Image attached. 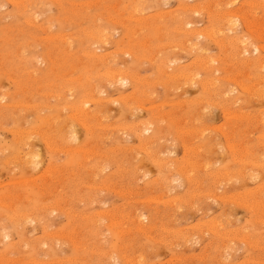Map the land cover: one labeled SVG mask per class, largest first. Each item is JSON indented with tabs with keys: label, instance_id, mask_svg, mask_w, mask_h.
I'll list each match as a JSON object with an SVG mask.
<instances>
[{
	"label": "rangeland",
	"instance_id": "obj_1",
	"mask_svg": "<svg viewBox=\"0 0 264 264\" xmlns=\"http://www.w3.org/2000/svg\"><path fill=\"white\" fill-rule=\"evenodd\" d=\"M263 80L264 0H0V264H264Z\"/></svg>",
	"mask_w": 264,
	"mask_h": 264
},
{
	"label": "bare ground",
	"instance_id": "obj_2",
	"mask_svg": "<svg viewBox=\"0 0 264 264\" xmlns=\"http://www.w3.org/2000/svg\"><path fill=\"white\" fill-rule=\"evenodd\" d=\"M134 1H135V0H134ZM8 2H9V1H8ZM11 2H12V1H11ZM13 2H14V1H13ZM126 6H127V5H126ZM185 9H187V8H185ZM189 9H190V6H189ZM189 9L186 10V11H185L184 9H183V10H184L185 12H187V11H190ZM193 11H194V12H197V11H195V10H193ZM199 11H200V10H199ZM234 14H235V13H234ZM234 14H233V15H234ZM175 16H176V15H175ZM220 16H221V15H220ZM226 17H227V16H225V14L223 15V18H222V16H221V18L223 19V21H224V19H226ZM230 17L232 18L231 21H233V18H234L235 16H232V15L230 14V16H229L228 18H230ZM219 18H220V17H219ZM209 19H210V17H209ZM222 19H221V20H222ZM158 20H159V19H158ZM227 21H228V20H227ZM231 21H230V22H231ZM236 21H237V20H236ZM236 21H235V22H236ZM225 22H226V21H225ZM28 23H29V22H28ZM28 23H27V24H28ZM185 23H186V22H185ZM231 23L234 24L233 22H231ZM31 24H32V23H31ZM31 24H30V25H31ZM224 24H225V23H224ZM224 24H223V26H224ZM188 25H189V24H187V26H188ZM229 25H230V24H229ZM225 26H226V25H225ZM230 26H231V25H230ZM230 26H229V27H230ZM234 26H235V25H234ZM159 29H160V28H159ZM229 29H230V28H229ZM231 29L233 30V27H231ZM230 31H231V30H230ZM230 31H229V32H230ZM104 32H105V31H104ZM198 32H199V31H198ZM210 32H211V31H210ZM220 32H221V30L219 31V33H220ZM206 33H207V32H206ZM204 34H205V33H204ZM187 35H188V34H187ZM197 35H199V34H197ZM86 36H87V35H86ZM102 36H103V35H102ZM107 36H108V35H107ZM192 36H193V35H192ZM195 36H196V35H195ZM89 37H90V36H89ZM100 37H101V36H100ZM207 37H209V36H207ZM210 37H211V36H210ZM105 38H106V37H105ZM93 39H94V38H92V40H93ZM96 39H97V38H96ZM232 39H233V38H232ZM64 40L66 41V39H64ZM97 40L99 41V39H97ZM101 40H102V39H101ZM101 40H100V41H101ZM190 40H191V38H190ZM190 40H189V41H190ZM102 41H103V40H102ZM104 41H105V40H104ZM193 41H194V40H193ZM196 42H197V41H196ZM234 42H235V41H234ZM234 42H233V43H234ZM193 43H194V42H193ZM237 43H238V42H237ZM195 44H196V43H195ZM239 44H240V43H239ZM245 44H246V43H245ZM144 45H145V44H144ZM228 45H229V44H228ZM234 45H235V44H234ZM236 45H237V44H236ZM242 45H243V44H242ZM237 46H238V45H237ZM84 47H85V46H84ZM245 47H246V45L244 46V48H245ZM254 47H255V46H254ZM193 48H194V46H193ZM230 48H231V47H230ZM237 48H238V47H237ZM249 49H250V48H249ZM253 49H255L256 53H261V52H262V48L255 47V48H253ZM67 50H68V49H67ZM83 50H84V48H83ZM83 50H82V51H83ZM193 50H195V49H193ZM233 50H234V49H233ZM244 50H245V49H244ZM244 50H243V51H244ZM246 50H247V49H246ZM95 51H96V50H95ZM190 51H191V50H190ZM249 51H250V50H249ZM255 51H254V52H255ZM64 52H65V54H66V51H65V50L63 51V53H64ZM88 52H89V50H88ZM126 52H127V51H126ZM240 52H241V51H240ZM245 52H246V51H245ZM251 52H252V51H251ZM254 52H253V53H254ZM90 53H91V52H90ZM92 54H93V53H92ZM94 54H96V53H94ZM245 54H246V53H245ZM98 55H99V54H98ZM98 55H97V56H98ZM240 55H242V54H240ZM86 56H87V55H86ZM89 56H90V55H89ZM93 56H94V55H93ZM93 56H92V58H93ZM97 56H95V57H96V60H97V61H100V60H99V57H98V59H97ZM101 56H103V54H102ZM87 57H88V56H87ZM103 57H104V56H103ZM248 57H249V56H248ZM90 58H91V57H90ZM101 58H102V57H101ZM101 58H100V59H101ZM88 59H89V57H88ZM210 59H211V58H210ZM35 60H36V58H35ZM96 60H94V62H95ZM101 60H102V59H101ZM106 60H107V59H106ZM102 61H103V60H102ZM92 62H93V61H92ZM103 62H105V61H103ZM167 62H168V61H167ZM211 62H212V61H211ZM97 63H98V62H97ZM99 63H100V62H99ZM163 63L166 64V62H164V61H163ZM212 63H213V62H212ZM102 64H103V63H102ZM171 64H172V63H171ZM249 64H250V63H249ZM261 65H262V64H261ZM207 66L209 67V65H207ZM211 66H212V65H211ZM104 67H105V66H104ZM107 67H108V66H107ZM261 67H262V66H261ZM109 68H110V67H109ZM200 68H201V66H200ZM202 68L205 69V67H202ZM204 69H203V70H204ZM73 71H74V70H73ZM206 71L210 72V70H206ZM217 72H218V71H217ZM105 73H106V72H105ZM178 73H179V71H178ZM182 73H183V72H182ZM211 73H212V72H211ZM107 74H108V73H107ZM111 74H112V73H111ZM102 75H103V74H102ZM108 75L111 76L110 74H108ZM121 75H122V72H121ZM124 75H125V74H124ZM179 75H180V74H179ZM188 75H189V74H188ZM194 75H195V74H194ZM196 75L199 76V74H196ZM196 75H195V76H196ZM115 76H116V75H112V76H111L112 79H110V77H107V79L109 78V82H110L111 80H114ZM105 77H106V76H105ZM118 77H119V76H118ZM125 77H126V75H125ZM171 77H172V76H171ZM176 77H177V76H176ZM192 77H193V76H192ZM196 77H197V76H196ZM119 78H120V77H119ZM119 78H118V80H119ZM180 78H181V77H180ZM184 78H185V77H184ZM105 79H106V78H105ZM131 79H132V78H131ZM188 79H189V78H188ZM186 80H187V79H186ZM199 81H200V80H199ZM201 81H202V80H201ZM263 81H264V80H263ZM111 82L113 83V81H111ZM116 82H118V81H114L115 84H117ZM120 82H121V81H120ZM124 82H125V81H124ZM216 82H217V81H216ZM106 83H107V82H106ZM118 83H119V82H118ZM201 83H202V82H201ZM86 84H87V83H86ZM119 84H124V83H119ZM210 85H213V83H210V84H208V85H207L206 83H203V84H202V86H203L202 88H203V89H206V88L208 89V88L210 87ZM120 86H121V85H120ZM180 86H181V85H180ZM79 88H80V87H79ZM85 88H86V87H85ZM90 88H91V87H90ZM92 88H93V87H92ZM87 89H88V88H87ZM71 90H72V89H71ZM68 91H69V90H68ZM72 91H73V90H72ZM225 91H226V90H225ZM245 91H246V90H245ZM233 92H234V91H233ZM70 93H71V92H70ZM70 93H69V94H70ZM89 93H90V90H89ZM91 93H93V92H91ZM133 93H134V92H133ZM262 93L264 94V89L262 90ZM95 94H96V93H94V95H95ZM226 94H227V93H226ZM226 94H225V95H226ZM263 94H261V95H263ZM83 95H85V91H84V94H83ZM83 95H82V96H83ZM87 95L89 96V94H87ZM87 95H86V96H87ZM94 95H93V96H94ZM259 95H260V94H259ZM88 96H87V97H88ZM90 96H92V95H90ZM90 96H89V97H90ZM93 96H92V97H93ZM97 96H98V95H97ZM215 96H216V95H215ZM256 96H257V95H256ZM83 97H84V96H83ZM83 97H82V98H83ZM87 97H86V98H87ZM89 97H88V98H89ZM98 97H99V96H98ZM98 97H97V99L100 98V97H99V98H98ZM101 97H103V96H101ZM124 97H125V96H124ZM90 98H91V97H90ZM90 98H89V99H90ZM95 98H96V96H95ZM95 98L93 97V98H91V99H95ZM67 99H68V98H67ZM83 99H85V98H83ZM77 100H78V99H77ZM77 100H76V102H77ZM80 100H81V99H80ZM80 100H78V101H80ZM95 100H96V99H95ZM88 101H91V100H87V101L85 100V102H86L85 104H86V105H87ZM103 101H104V100H103ZM105 101H106V100H105ZM108 101H109V100H108ZM108 101H107V102H108ZM125 101H127V100L125 99ZM81 102H82V100H81L79 103H81ZM92 102H94V101L92 100L90 103H92ZM96 102H98V103L100 104V103L102 102V98H101V102H100L99 100H98V101L96 100L94 103L96 104ZM98 103H97V104H98ZM103 103H104V102H103ZM126 103H127V102H126ZM126 103H125V104H126ZM72 104H74V103H72ZM122 104H123V103H122ZM76 105H78V104H76ZM86 105H85V106H86ZM100 105H101V104H100ZM123 105H124V104H123ZM232 105H233V104H232ZM4 106H5V105H4ZM6 106H7V105H6ZM80 106H81V105H80ZM75 107L78 108V106H75ZM75 107H74V108H75ZM125 107H128V103H127V106H125ZM161 107H162V106H161ZM57 108H58V107H57ZM70 108H71V106H70ZM77 108H76V111L78 110ZM84 108H86V107H84ZM128 108H129V107H128ZM87 109H88V108H87ZM79 110H80V109H79ZM129 110H130V108L128 109V111H129ZM210 110H211V109H210ZM71 111H72V110H71ZM81 111H83V110L81 109ZM74 112H75V111H74ZM78 113H79V112H78ZM80 114H83V113H80ZM85 114H86V112H85ZM204 115H205V114H204ZM81 116H83V115H81ZM69 117H70V116H69ZM84 117H85V116H84ZM70 118H71V117H70ZM133 118H134V117H132V119H133ZM56 119H57V118H56ZM72 119H73V118H72ZM52 122H53V121H52ZM148 125H149V124H148ZM149 126H150V125H149ZM83 128H84V127H83ZM73 129H74V128H73ZM218 129H219V128H218ZM70 130H71V128H70ZM74 130H75V129H74ZM148 131H149V130H148ZM34 132H35V131H34ZM182 132H183V131H182ZM64 134H65V133H64ZM136 134H137V133H136ZM25 135H26V134H25ZM75 135H76V134H75ZM76 138H77V137H76ZM160 138H161V137H160ZM160 138H159V139H160ZM15 139H16V138H15ZM35 139H36V138H35ZM71 139H72V138H71ZM21 140H22V139H21ZM74 140L76 141V139H74ZM70 142H71V141H70ZM16 143H18V140H17ZM17 145H19V144H17ZM23 145H24V144H23ZM26 146H27V145H26ZM19 147H21V146H19ZM19 147H18V148H19ZM25 148H26V147H25ZM171 148H172V147H171ZM19 149L22 150V147L19 148ZM13 153H14V152H13ZM27 153H28V152H27ZM36 153H37V152H36ZM14 154L16 155V153H14ZM17 154H18V153H17ZM17 156H18V155H17ZM21 157H22V156H21ZM23 157H24V156H23ZM25 157H26V156H25ZM35 157H36V156H35ZM18 159H19V158H18ZM28 159H29V158H28ZM33 159H34V158H33ZM33 159H32V160H33ZM36 160H37V158H36ZM26 161H27V160H26ZM27 163H28V162H27ZM38 164H39V163H38ZM25 165H26V164H25ZM29 165H31V164H29ZM33 166H34V165H33ZM167 166H168V165H167ZM36 167H37V166H36ZM206 167H207V166H206ZM163 168H164V167H163ZM178 169H179V168H178ZM251 179H252V178H251ZM214 196H215V195H214ZM220 198H221V197H220ZM216 199H218V198H216ZM158 200H159V199H158ZM235 200H236V199H235ZM153 201H154V200H153ZM230 201H231V200H230ZM256 201H257V200H256ZM257 202H258V201H257ZM258 204H260V202H258ZM255 206H256V205H255ZM45 209H46V208H45ZM22 218H23V217H22ZM212 218H213V217H212ZM141 219H142V218H141ZM144 219H145V218H144ZM137 220L139 221V219H137ZM202 223H203V222H202ZM209 228H210V227H209ZM213 228H214V227H213ZM3 229H4V228H3ZM7 236H8V235H7ZM5 239H6V236H5Z\"/></svg>",
	"mask_w": 264,
	"mask_h": 264
}]
</instances>
